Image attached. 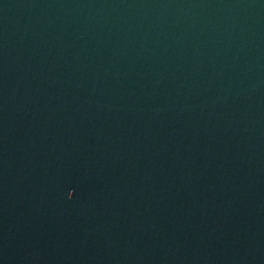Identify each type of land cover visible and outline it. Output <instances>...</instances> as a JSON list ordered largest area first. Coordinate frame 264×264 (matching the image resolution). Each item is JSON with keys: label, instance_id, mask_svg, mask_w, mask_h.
Segmentation results:
<instances>
[{"label": "water", "instance_id": "water-1", "mask_svg": "<svg viewBox=\"0 0 264 264\" xmlns=\"http://www.w3.org/2000/svg\"><path fill=\"white\" fill-rule=\"evenodd\" d=\"M0 264H264V0H0Z\"/></svg>", "mask_w": 264, "mask_h": 264}]
</instances>
